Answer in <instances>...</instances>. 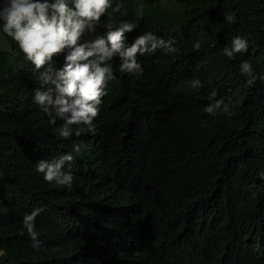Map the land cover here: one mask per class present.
I'll use <instances>...</instances> for the list:
<instances>
[{"label": "trees", "instance_id": "obj_1", "mask_svg": "<svg viewBox=\"0 0 264 264\" xmlns=\"http://www.w3.org/2000/svg\"><path fill=\"white\" fill-rule=\"evenodd\" d=\"M124 8L112 18L138 25L129 43L152 31L175 38L178 51L139 57L141 75L117 70L92 130L73 125L69 139L33 103L38 73L0 33L3 264H264V0H126ZM237 34L249 47L229 60L223 48ZM245 59L259 77L252 87L239 71ZM213 89L234 115L204 112L200 97ZM74 143L86 147L73 153L71 188L44 181L35 163ZM39 206L35 251L22 217Z\"/></svg>", "mask_w": 264, "mask_h": 264}, {"label": "clouds", "instance_id": "obj_2", "mask_svg": "<svg viewBox=\"0 0 264 264\" xmlns=\"http://www.w3.org/2000/svg\"><path fill=\"white\" fill-rule=\"evenodd\" d=\"M125 3L126 0H0V33L11 38L15 50L38 73L39 86L33 89L32 101L48 117V124L56 126L55 131L61 138L69 139L73 135V125L92 130L102 97L107 94L109 83L117 79V70L141 75L144 68L139 57L150 56L157 49L165 54L178 51L175 38L165 39L152 31L136 35L129 43L126 34L138 25L128 19L112 18L115 13L127 15ZM106 14L109 20L103 23L104 31L98 32L101 17ZM225 19L234 23L238 17L232 11ZM202 43L195 40L192 47L199 50ZM248 47L247 38L237 34L224 46L223 52L232 60L237 53L247 52ZM61 56L62 62L57 67L56 59ZM114 58L119 60L116 69L112 63ZM239 71L247 77L245 87H252L259 78L247 59L239 62ZM191 84L197 89L202 87L199 78H193ZM217 97L215 89L200 97L207 101L204 112L213 117L234 115L231 99L226 102L223 97ZM57 121H61L58 126ZM206 123L201 121L202 126ZM75 134L79 136L80 131ZM36 143L43 147L39 141ZM85 147L83 143H74L70 152L38 160L35 170L42 174L44 181L71 188L73 153H80ZM44 211L43 206L34 207L22 217L23 229L35 251L43 248L35 221ZM6 255V249L0 247V264Z\"/></svg>", "mask_w": 264, "mask_h": 264}, {"label": "rangeland", "instance_id": "obj_3", "mask_svg": "<svg viewBox=\"0 0 264 264\" xmlns=\"http://www.w3.org/2000/svg\"><path fill=\"white\" fill-rule=\"evenodd\" d=\"M1 182H2V174L0 172V184H1Z\"/></svg>", "mask_w": 264, "mask_h": 264}]
</instances>
